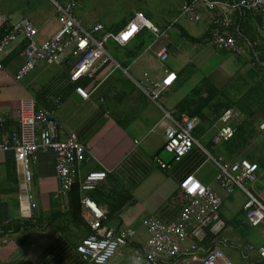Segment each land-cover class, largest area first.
<instances>
[{
	"label": "crops",
	"instance_id": "crops-1",
	"mask_svg": "<svg viewBox=\"0 0 264 264\" xmlns=\"http://www.w3.org/2000/svg\"><path fill=\"white\" fill-rule=\"evenodd\" d=\"M8 1L10 7L0 11L12 20L30 19L39 29L38 42L51 37L59 28L56 10L58 21L51 22L41 15L34 0H22L21 7L13 5V0ZM189 1L182 0L175 14L168 13L171 16L168 20L141 9L132 11L131 17L135 11L143 12L160 31L171 25L169 35L156 38L151 31L142 30L150 39L138 56L130 58L125 53L119 62L110 54L120 67L108 64L95 70L93 77L83 76L76 83L70 80V67L75 61L72 56L59 63L40 62L20 81H15L14 75L24 64L22 38L1 56L0 139L18 133L20 101L31 97L36 110L53 114L59 126L56 133L59 140L76 134L89 146V152L71 186L77 184L79 188L75 216L69 209L71 187L57 196L59 182L52 151H39L31 165L34 202L27 212L21 209L18 200L22 171L13 152H0V264H93L82 260L76 252L77 245L91 233L92 214L82 203L84 196L106 211L108 218L103 226L115 233L132 232L107 264H144L148 235L142 221L177 220L183 207L179 183L190 174L222 200L219 216L225 222L221 237L226 240L223 248L226 257L234 264L260 260L257 249L264 242L258 244L255 240L264 236V228H260L264 227V221L257 226L248 222L243 210L246 194L237 187L230 193L220 187L214 159L223 163L241 159L257 163V180L247 188L258 198L264 196V32L255 17L244 13L247 22L243 21L240 30L234 27L231 30L245 50L244 55L217 50L209 40L211 16L204 8H199V22L189 19L174 22L182 5ZM81 8L78 0L76 18ZM83 28L96 38L104 33ZM135 37L125 46L111 41L126 50ZM161 47L167 52L165 60L153 52ZM178 47L183 50L178 51ZM169 72L175 73L176 79L153 100L152 90ZM76 86L89 92L87 99L76 93ZM39 92L43 95L37 99ZM229 108L240 112V118L231 123L236 128L235 134L228 141L213 143L219 117ZM165 113L171 119L159 124ZM183 115L195 119L193 136L202 147L194 146L176 161L164 150V130L169 122L179 121ZM219 145L221 149L217 150ZM162 151L169 156L163 157ZM213 151H218L215 158L211 156ZM161 163L166 166L161 167ZM91 170H105L107 175L94 190L84 193L79 179ZM241 214L243 221L234 222ZM28 220L30 224L17 231L4 230L11 221ZM193 243L202 251L190 257L188 251ZM208 243L189 238L171 264H197ZM248 245L253 246L252 251L246 250Z\"/></svg>",
	"mask_w": 264,
	"mask_h": 264
},
{
	"label": "built area",
	"instance_id": "built-area-1",
	"mask_svg": "<svg viewBox=\"0 0 264 264\" xmlns=\"http://www.w3.org/2000/svg\"><path fill=\"white\" fill-rule=\"evenodd\" d=\"M59 14V28L54 34L38 42L39 29L27 17L12 20L9 15L0 11V30L5 34L0 38V71L3 70L1 56L19 38L24 42V64L17 69L14 80H22L40 62L48 64L59 63L68 56L75 61L70 67V80L76 83L83 76L93 77L95 70L108 64L120 67L107 51L105 45L112 40L118 46H125L140 31L149 30L156 38H166L172 26L160 31L141 11H135L128 23L118 32H104L96 38L91 32L85 30L75 17L78 0H49ZM204 8L211 16L209 40L212 46L224 52L241 56L245 50L231 33L233 29V16L237 13H247L258 20V26L264 32V0H190L181 7L178 19H189L199 22L201 15L199 8ZM153 45V44H152ZM152 45L148 46L151 50ZM160 60H165L167 52L164 47L153 50ZM176 75L167 73L159 84L155 85L150 97L155 100L159 93L170 86ZM75 91L83 99H87L89 92L80 86ZM58 100V99H57ZM58 103V101H56ZM171 119L165 113L164 119ZM240 118V112L226 109L219 117V126L213 137V143L228 141L235 134L236 128L232 122ZM2 119L0 118V125ZM18 133L4 135L0 139V152H13L16 164L22 171L23 179L19 184V205L24 212L31 210L34 195L31 188V165L36 162V155L41 150L52 151L55 156V171L59 182L57 196L70 189L75 178L79 175L82 162L89 152V146L82 142L76 134H70L66 139L59 140L57 121L48 110H36L35 100L31 97L22 99L18 109ZM195 119L183 115L179 121L172 120L164 130V150L170 153L174 160L179 161L194 146L202 147L194 138ZM264 128V125L262 126ZM218 173L216 179L222 189L227 193L233 187L242 190L247 201L243 205L244 216L252 226L264 221V196L258 198L245 184L253 185L257 180L258 164L241 159L233 163H223L214 159ZM161 167L166 166L161 163ZM105 170H91L79 179L80 190L90 193L98 182L106 178ZM180 198L183 202L182 210L174 222L162 223L154 218L142 221L148 239L144 254V264H171L180 253V247L189 238L197 242L208 241L205 255L197 258V264H234L226 257L223 248L226 240L221 237L225 222L219 216L221 198L209 187L203 185L194 175L190 174L179 183ZM83 205L92 214L90 221L91 233L83 238L76 247L80 258L88 263L107 264L123 247L129 230L115 233L103 226L107 220L106 211L98 206L88 196L82 198ZM23 216L25 215L22 213ZM188 251L190 257L201 250L193 243ZM246 250L252 251L253 246L248 245ZM260 258L252 264H264V246L257 249Z\"/></svg>",
	"mask_w": 264,
	"mask_h": 264
},
{
	"label": "rangeland",
	"instance_id": "rangeland-1",
	"mask_svg": "<svg viewBox=\"0 0 264 264\" xmlns=\"http://www.w3.org/2000/svg\"><path fill=\"white\" fill-rule=\"evenodd\" d=\"M181 1L182 0H80L82 8L77 18L80 19L83 27L91 31L105 32L108 30H120L126 22L128 23V20H130L129 18H131V13L134 10L141 9L143 12L159 15L163 19L168 20L171 17L168 13L174 12L175 14V10ZM34 3L44 18L46 17L51 22L58 21L55 8L51 5L49 0H34ZM9 4H11V2L8 0H0V9L6 11L10 7ZM21 4L22 0H13V5L21 7ZM172 20L173 18L170 21ZM48 30L49 27L44 32L47 33ZM105 47L109 54L119 62L120 58L125 56V49L117 47L111 40L106 43ZM177 50L182 51L183 49L178 47ZM126 70L130 73L128 68H126ZM219 149H221V145L217 146V150ZM161 154L163 157L169 156L165 151H162ZM217 154L218 151L211 152L213 158H215ZM245 186L249 188L248 184H245ZM260 228L262 229L264 227L261 226ZM255 242L262 244V242H264V236L257 238Z\"/></svg>",
	"mask_w": 264,
	"mask_h": 264
},
{
	"label": "trees",
	"instance_id": "trees-1",
	"mask_svg": "<svg viewBox=\"0 0 264 264\" xmlns=\"http://www.w3.org/2000/svg\"><path fill=\"white\" fill-rule=\"evenodd\" d=\"M247 15L244 13H237L234 20H233V27L234 29H241V25L243 24V21L245 23L247 22ZM114 31H119L114 30ZM5 34L4 30H0V38ZM150 37L149 35H145L144 31H141L133 40L134 42L132 43L131 46H128L125 50V53L127 54L128 57L134 58L139 55V53L144 49L145 45L149 41ZM24 47V42L21 45L20 49ZM19 49V50H20ZM40 94H37V99L41 98L43 93L39 92ZM39 102V101H38ZM39 104V103H38ZM40 104L45 105L44 102H40ZM39 104V106H40ZM78 186L75 184L73 187H71V194H70V211L72 210V214L75 213L76 210V204L78 202ZM74 215V214H73ZM75 216V215H74ZM242 214L240 216H237L234 220V222L241 223L243 220L241 219ZM30 224L29 220L28 221H11L8 225L5 226L4 230H12V231H17L19 230L22 226H27ZM251 226V225H250Z\"/></svg>",
	"mask_w": 264,
	"mask_h": 264
}]
</instances>
